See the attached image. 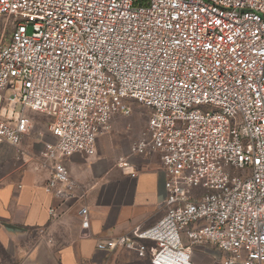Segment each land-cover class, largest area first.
<instances>
[{"label":"built area","instance_id":"obj_1","mask_svg":"<svg viewBox=\"0 0 264 264\" xmlns=\"http://www.w3.org/2000/svg\"><path fill=\"white\" fill-rule=\"evenodd\" d=\"M0 16L15 22L0 38V144L21 152L28 111L52 118L48 193L74 196L64 159L94 156L129 101L150 111L118 165L135 178L132 157L160 155L164 216L97 251L194 264L202 247L211 264H264V0H0Z\"/></svg>","mask_w":264,"mask_h":264},{"label":"crops","instance_id":"obj_2","mask_svg":"<svg viewBox=\"0 0 264 264\" xmlns=\"http://www.w3.org/2000/svg\"><path fill=\"white\" fill-rule=\"evenodd\" d=\"M28 112L34 129L24 138L21 152L0 144V264H151L127 249L99 252L96 243L130 235L137 227L150 228L162 219L167 193L160 155L132 157L133 178L118 165V158L128 151L116 150L115 155L110 152L113 141L99 137L94 156L75 154L64 159L76 189L71 199L62 200L46 191L49 171L40 165L47 141L36 128L49 131L52 118ZM82 207L90 212L93 238L89 240L79 239ZM9 251L11 260L4 258ZM194 252V264H211L202 247Z\"/></svg>","mask_w":264,"mask_h":264},{"label":"rangeland","instance_id":"obj_3","mask_svg":"<svg viewBox=\"0 0 264 264\" xmlns=\"http://www.w3.org/2000/svg\"><path fill=\"white\" fill-rule=\"evenodd\" d=\"M15 22L12 19L7 18L6 16H0V38L3 37L5 40L9 39L11 36L12 28ZM32 34V29H28V35ZM128 105L132 109V115L130 117H116V125L114 130L102 136V138H108L109 141H113V146L110 152L116 155V150L119 152H127L131 144L133 143L134 139L143 134L145 131L147 121L150 116L149 109L145 108L144 106L138 104L136 101H129ZM208 110V108H204ZM20 111V108L17 109ZM27 116L30 118V112L27 113ZM50 120V119H49ZM49 122V121H48ZM37 134H42L47 142H53L54 139L49 134V131L41 132L39 129L36 128ZM8 244V243H7ZM8 249L10 250L11 247L8 245ZM11 251V250H10ZM9 251V252H10ZM8 253V252H7ZM4 258L7 260H11V252L7 255H4ZM205 261L203 264H206Z\"/></svg>","mask_w":264,"mask_h":264}]
</instances>
